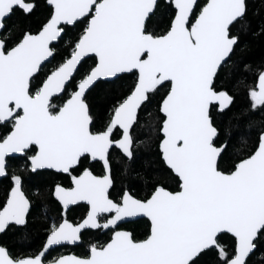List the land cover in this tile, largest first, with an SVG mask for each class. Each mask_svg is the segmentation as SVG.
<instances>
[{"label": "snow or ice", "instance_id": "obj_1", "mask_svg": "<svg viewBox=\"0 0 264 264\" xmlns=\"http://www.w3.org/2000/svg\"><path fill=\"white\" fill-rule=\"evenodd\" d=\"M47 3L51 11L41 29L18 34L6 21L17 11L30 15L34 0H0V177L9 175L11 154L26 158L12 171L11 189L0 204V232L12 224L27 227L24 171L55 169L70 183L53 189L63 215L48 227L43 250L13 256L0 246V264H45L51 246L75 243L82 231L101 228L110 238L91 244L86 256L62 255L47 264H201L213 249L222 264H247L255 241L264 236V129L246 154L221 167L227 140L217 145L212 116L213 106L224 112L234 101L217 89L215 78L239 43L232 26L244 20L246 0H174L161 32L152 27L157 0ZM77 24H83L82 31L68 57L41 77L43 63L54 58L52 42L62 39L63 26ZM89 54L94 65L73 85ZM125 73L134 76L132 86L104 126L93 130L87 92L102 78ZM161 89L155 130L162 165L174 185L157 181L143 197L125 188L112 198L110 149L116 146L128 160L135 158L132 129L139 110ZM247 94L250 111L264 109V70ZM116 129L120 136L113 139ZM89 157L103 163L102 174L83 167ZM80 202L86 215L71 223L67 212ZM140 216L150 222L143 238L120 229L128 218ZM224 234L233 237L231 253L221 243Z\"/></svg>", "mask_w": 264, "mask_h": 264}, {"label": "trees", "instance_id": "obj_2", "mask_svg": "<svg viewBox=\"0 0 264 264\" xmlns=\"http://www.w3.org/2000/svg\"><path fill=\"white\" fill-rule=\"evenodd\" d=\"M205 0H199L203 4ZM35 9L30 15L17 11L6 24L14 33L22 34L23 31L37 32L48 19L50 6L46 0H34ZM156 15L153 17L152 27L156 32L163 31L169 24L173 15V7L170 2L158 0ZM247 14L243 21L232 26V32L239 36V43L231 59L226 61L215 78L217 89L226 90L234 97L233 103L224 112H220L217 106L212 107V116L219 129L217 145L227 140V148L221 159V167H230L234 161L246 154L257 141L258 133L264 129V109L252 112L249 110L250 100L247 94L248 87L256 81L257 73L264 70V0H246ZM62 39L53 45L54 58L43 64L40 76L43 77L53 68L67 58L78 39L83 24L76 26H63ZM95 63V57L90 56L82 60L79 71L75 74L73 85L81 78L90 66ZM134 76L121 74L119 79L109 81L100 80L87 92V102L90 106V114L93 117V130L101 129L108 120L111 109L128 89L132 86ZM72 87H69V92ZM165 89L152 97L151 102L146 103L139 110V121L132 129V134L138 141L135 148V158L128 160L117 148H112L109 153L114 185L110 189L111 197L120 195L127 188L133 194L143 197L150 192L152 186L161 181L167 185H174L168 172L162 165L158 149L157 121L161 115L158 112V102ZM68 93H65L67 98ZM59 103L60 100L53 101ZM3 128H0V133ZM120 135L117 130L113 138ZM31 154V153H30ZM87 160H83L85 165ZM26 158L22 156L8 159L9 175L0 178V204L4 203L11 187V173L14 169L22 168ZM90 169L98 174L102 173L99 162L90 163ZM23 190L30 199V210L27 215V227L10 225L0 235V245L9 249L13 256L36 254L42 247L47 229L54 220L61 215V208L52 195L55 183L68 184L69 177L62 173L48 170H40L33 173L30 169L23 172ZM84 212L82 205L72 206L67 212V218L75 220ZM137 239L143 238L148 222L138 219L125 225ZM108 234L98 230L83 232L79 244L74 246H57L48 251L44 261H51L59 255L73 252L79 256H85L89 243L103 244L108 239ZM221 243L230 253L233 250V237L224 234ZM256 247L247 258V264H264V236L255 241ZM201 264H222L216 249L208 251L201 257Z\"/></svg>", "mask_w": 264, "mask_h": 264}, {"label": "flooded vegetation", "instance_id": "obj_3", "mask_svg": "<svg viewBox=\"0 0 264 264\" xmlns=\"http://www.w3.org/2000/svg\"><path fill=\"white\" fill-rule=\"evenodd\" d=\"M117 130H119V129H116V130H114V133H115V131H117ZM120 131V130H119ZM120 136V135H119ZM119 136L118 137H116V138H113V139H118L119 138ZM112 148H116V147H112ZM111 148V149H112ZM110 149V150H111ZM118 149V148H117ZM119 150V149H118ZM119 152L122 154V152L119 150ZM123 155V154H122ZM21 156V155H20ZM124 156V155H123ZM9 158H11V157H9ZM87 160V164H85V165H83V167H88V168H90V163H93V162H99L100 164H101V166H102V168H103V165H102V163L100 162V161H91L90 160V157L89 158H87L86 159ZM42 170H47V169H42ZM37 171H40V170H37ZM48 171H52V172H56V171H53V170H48ZM102 172H103V170H102ZM56 173H60V172H56ZM62 174H64V173H62ZM74 174H76V173H74ZM94 174H96V173H94ZM98 174H102V173H98ZM64 175H67V174H64ZM70 183V178H69V181H68V184ZM57 183H55L54 184V186H53V189H54V187H55V185H56ZM61 184V183H60ZM67 184V185H68ZM62 185H64V184H62ZM67 185H65V186H67ZM111 189V188H110ZM52 192H53V190H52ZM121 194H122V192H121ZM53 195V194H52ZM119 195H117V196H115V197H112V198H117ZM54 197V196H53ZM55 199V198H54ZM56 200V199H55ZM57 201V200H56ZM58 202V201H57ZM58 204H59V202H58ZM77 205H82L83 207H84V212L79 216V217H77L75 220H70L69 219V222H71V223H77V222H79L80 220H81V218L84 216V215H86V204L85 203H79V204H77ZM59 206H60V204H59ZM73 206H76V205H73ZM72 206H70V208H71ZM60 208H61V206H60ZM69 208V209H70ZM61 215H63V213H62V211H61ZM138 219H145L147 222H148V227H149V221L146 219V218H144V217H140V218H137V219H134V220H127V222L126 223H122L121 225H120V229H122V230H127V231H130L129 229H127L126 227H125V225L127 224V223H129V222H132V221H135V220H138ZM101 222H103V221H101ZM88 230H98V231H100V232H105V233H107L108 234V239L110 238V236H111V232L110 231H108V230H105V229H103V228H101V229H88ZM85 231H87V230H84V231H82V234H83V232H85ZM82 234H81V238H82ZM47 236V235H46ZM46 239V238H45ZM107 239V240H108ZM106 240V241H107ZM81 241V240H80ZM80 241H78V243H76V244H79L80 243ZM105 243V242H104ZM76 244H74V245H76ZM74 245H58V246H74ZM89 246H90V243H89ZM89 246H88V249H89ZM57 247V246H56ZM55 248V247H54ZM53 249V248H52ZM51 250V249H50ZM48 253V252H47ZM68 253H72V254H74V255H77V254H75V253H73V252H67V253H64V254H68ZM87 254H88V251H87ZM86 254V255H87ZM61 255H63V254H61ZM85 255V256H86ZM60 256V255H59ZM77 256H79V255H77ZM80 257H84V256H80Z\"/></svg>", "mask_w": 264, "mask_h": 264}, {"label": "water", "instance_id": "obj_4", "mask_svg": "<svg viewBox=\"0 0 264 264\" xmlns=\"http://www.w3.org/2000/svg\"><path fill=\"white\" fill-rule=\"evenodd\" d=\"M157 1H158V0H157ZM165 1H166V2H170V0H165ZM170 3H171V5H172V7H173V9H174V0H171ZM46 4L48 5L47 0H46ZM48 6H49V5H48ZM46 22H47V20H46L44 23H46ZM44 23H43V24H44ZM43 24H42V26H43ZM42 26H41V27H42ZM69 26H71V25H69ZM41 27H40V29H41ZM40 29H39V30H40ZM39 30H38V31H39ZM38 31H37V32H38ZM34 33H36V32H34ZM56 42H57V41L52 42V46H53ZM90 56H94V54H89L88 57H90ZM94 57H95V56H94ZM86 58H87V57H86ZM50 59H51V58H49L48 60H50ZM84 59H85V58H84ZM84 59H83V60H84ZM45 63H46V62H45ZM45 63H43V64H45ZM53 69H54V68H53ZM53 69H52V70H53ZM52 70H51V71H52ZM51 71H50V72H51ZM50 72H49V73H50ZM120 75H121V74H119V76H120ZM113 79H115V78H102L101 80L109 81V80H113ZM99 81H100V80H99ZM96 83H97V82H96ZM221 145H222V144H221ZM113 147H116V146H113ZM116 148H118V147H116ZM158 149H159V148H158ZM119 150H120V149H119ZM120 151H121V150H120ZM20 155H21V154H11L10 157H16V156H20ZM90 160L93 161L91 158H90ZM97 161H98V160H97ZM100 162H101V161H100ZM101 163H102V162H101ZM102 165H103V163H102ZM40 170H42V169H40ZM47 170H53V171H56L55 169H47ZM56 172H57V171H56ZM0 178H2V177H0ZM11 186H12V182H11ZM10 189H11V187L9 188V191H10ZM9 191H8V192H9ZM53 196H54V195H53ZM6 198H7V197H6ZM54 198H55V197H54ZM55 199H56V198H55ZM5 201H6V200H5ZM80 203H84V202H80ZM140 217H143V216H140ZM140 217L128 218V220H134V219H137V218H140ZM144 218H146V217H144ZM146 219H147V218H146ZM149 224H150V222H149ZM2 233H3V232H0V235H1ZM229 235H231V234H229ZM46 239H47V236H46ZM46 239H45L44 243L46 242ZM44 243H43V245H44ZM76 243H78V241L75 242V243L62 242V243L59 244V245H74V244H76ZM43 245H42L41 249H40L36 254H38L40 251L43 250ZM0 246H2V245H0ZM56 246H58V245L51 246L50 249H52V248H54V247H56ZM50 249H49V250H50ZM49 250H48V251H49ZM48 251H47V252H48ZM253 251H254V250H253ZM253 251H252V252H253ZM252 252H251V253H252ZM251 253H250V254H251ZM46 254H47V253H46ZM72 255H74V254H72V253L63 254V256H72ZM60 256H62V255H60ZM60 256H58L57 258H59ZM75 256H77V255H75ZM78 257H80V256H78ZM247 258H248V257H247ZM247 258H246V259H247ZM45 264H47V262H45Z\"/></svg>", "mask_w": 264, "mask_h": 264}]
</instances>
